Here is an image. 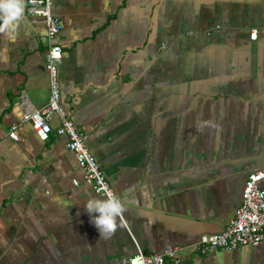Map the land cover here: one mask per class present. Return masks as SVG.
Here are the masks:
<instances>
[{
    "label": "crops",
    "instance_id": "crops-1",
    "mask_svg": "<svg viewBox=\"0 0 264 264\" xmlns=\"http://www.w3.org/2000/svg\"><path fill=\"white\" fill-rule=\"evenodd\" d=\"M22 2L11 36L0 22V264H128L176 247L185 264H264V244L188 249L224 232L264 170V0H54L61 105L123 203L107 238L84 208L105 197L66 139L22 122L20 95L39 110L50 96L46 23Z\"/></svg>",
    "mask_w": 264,
    "mask_h": 264
},
{
    "label": "built area",
    "instance_id": "built-area-1",
    "mask_svg": "<svg viewBox=\"0 0 264 264\" xmlns=\"http://www.w3.org/2000/svg\"><path fill=\"white\" fill-rule=\"evenodd\" d=\"M27 14L45 20L47 33L42 42L47 45L46 70L50 81V96L46 106L39 110L33 107L25 94L20 95V108L23 123L31 124L42 141H47L52 134L66 139V148L75 155L77 163L84 174L86 183L108 198L116 196L108 177L96 155L87 144V136L78 130L61 105V84L59 63L64 56L60 44V34L64 22L53 14L54 0H26ZM257 40V31L251 35ZM17 126L11 127L9 137L18 141ZM78 185V183L76 182ZM264 244V170L250 174L246 182L243 203L236 211L232 222L224 232L215 236H203L188 249L192 259L207 256L216 250L236 251L246 247ZM186 248H170L160 254H145L141 249L128 260V264H185ZM191 259V260H192Z\"/></svg>",
    "mask_w": 264,
    "mask_h": 264
},
{
    "label": "clouds",
    "instance_id": "clouds-1",
    "mask_svg": "<svg viewBox=\"0 0 264 264\" xmlns=\"http://www.w3.org/2000/svg\"><path fill=\"white\" fill-rule=\"evenodd\" d=\"M24 4L22 0H0V22L3 30L10 36L14 33L18 20L22 17ZM84 208L89 213L91 222L98 229L101 238H107L117 228V217L123 211L121 198L89 197ZM94 214V215H93Z\"/></svg>",
    "mask_w": 264,
    "mask_h": 264
}]
</instances>
